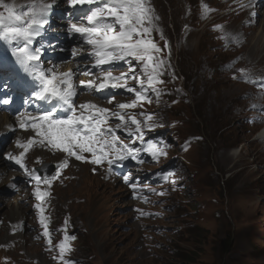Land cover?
Wrapping results in <instances>:
<instances>
[{
	"label": "rangeland",
	"instance_id": "1",
	"mask_svg": "<svg viewBox=\"0 0 264 264\" xmlns=\"http://www.w3.org/2000/svg\"><path fill=\"white\" fill-rule=\"evenodd\" d=\"M248 1L252 0H150L153 16L158 17L152 37L164 49L161 55L167 61L159 88L162 94L154 104L124 111L136 117L141 112L154 114L152 122L162 125L158 130L165 120L171 121L172 137L188 146L186 178L175 187L153 180L148 192L141 193L138 186L133 193L122 179L112 177L107 162L78 161L37 140L29 156L33 161L27 158L24 164L39 168L42 178L52 169L45 179L56 178L39 185L48 193L41 201L35 196V181L21 167L16 165L12 172L16 179L3 174L0 264H62L56 245L65 227L67 234L76 237L65 259L75 264H264V129L259 127L264 117L258 121L250 107L263 102V97L240 78L241 69L250 70L253 77L264 75V2L253 0L251 9L261 12L254 17L257 22L250 24ZM24 2L30 0H16L18 5ZM48 2L53 3L50 24L35 44L42 47V66H55L59 73L71 71L77 90L82 89L80 81L87 79L98 85L103 71L93 67L89 46H81L79 37L67 31V25L77 22L88 6L72 8L67 0ZM226 35L235 36L239 43L231 40L229 45ZM13 51L12 45L0 42V76L4 74L10 86L17 81L16 71L22 70L26 83L38 90ZM113 66L103 68L112 71ZM128 84L138 87L132 80ZM92 97L93 104L112 111L135 99L124 88L111 89L109 97L94 93ZM110 120L120 123L115 117ZM192 137L202 140L188 141ZM3 142L0 162L6 152L24 153L12 150L14 143ZM43 150L53 152L59 163L45 159ZM83 155L91 159V154ZM65 161L67 167L62 166ZM5 162L11 171L13 161ZM43 163L53 166L41 168ZM144 166L148 164L135 170L145 175L149 170ZM130 174L129 186L140 182ZM21 192L31 194L25 197ZM38 203L52 233L51 250L41 229ZM226 239L232 243L227 253L222 245Z\"/></svg>",
	"mask_w": 264,
	"mask_h": 264
},
{
	"label": "snow or ice",
	"instance_id": "2",
	"mask_svg": "<svg viewBox=\"0 0 264 264\" xmlns=\"http://www.w3.org/2000/svg\"><path fill=\"white\" fill-rule=\"evenodd\" d=\"M67 3L72 8L78 5L81 8L88 6L87 11L77 17V22L67 25V31L72 36L79 37L81 46H89V56L94 61L93 67L103 71L102 77H98L103 81L100 84L88 80L80 81V86L97 91L124 88L132 93L135 99L130 103L118 104L116 107L119 111H112L91 102L77 105L75 98L78 92L73 83V73L71 71L59 73L55 70V66L44 68L41 63L42 47H35L37 40L44 34L46 26L50 24L53 3H49L48 0H30L27 4L18 5L16 0H8V2L0 0V9H2L0 42L13 46V55L17 62L36 81L38 90L33 93L35 98L50 105L39 117H26L20 127H32L40 137V143L50 144L78 161L97 165L107 162L110 166L109 171L116 161L128 158L143 164L144 160L139 158L141 151L148 153L151 159L158 163L161 157L168 155L166 149L171 145L162 142L164 146L159 147L155 141H147L145 144L144 128L153 130L162 125L152 122L154 114L141 112L140 115L145 119L140 120L135 114L124 111L142 107L143 103H152L150 94H154L157 99L162 94L157 85L164 83L161 77L166 71L167 61L161 55L164 49L152 37L156 29L154 20L158 17L153 16L150 0H67ZM205 10H208L207 6ZM224 39L226 42L231 39L239 43L235 36L226 35ZM168 47L165 44V48ZM75 52L76 50L73 49V54ZM121 62L127 66V71H122L118 76L113 75L111 70L103 68L105 65H117ZM137 68L140 69L139 72ZM240 71V78L245 82L264 83V78L253 77L250 70ZM129 80L135 81L138 87L129 85ZM112 99L109 98V103H112ZM2 103L9 104L10 101L5 99ZM61 112L65 115H59ZM113 117L120 121L114 128L109 126V120ZM120 130L135 139L131 143H124L117 135ZM136 140H139L144 147H133ZM34 142L35 138H32L27 144L18 142V146L27 150ZM83 153L91 154V159ZM24 155L23 152L19 156L9 153L6 159L19 165L35 181L37 185L35 196L43 201L48 193L42 192L39 185L50 184L51 179L56 177L45 179L37 170L27 168L23 160ZM62 166L67 167V161ZM130 176L129 173L123 177L126 184L129 183ZM164 179L167 180L168 176ZM131 187L135 190L137 186L133 182ZM157 194L164 195L163 192ZM36 207L41 213L43 236L47 238L51 250L52 233L49 231L48 223L45 222L47 217L44 215V208L39 203ZM63 231L65 233L63 239L56 245L58 259L62 264H75V261L67 260L65 256L72 251L70 242L76 237L67 234L66 227Z\"/></svg>",
	"mask_w": 264,
	"mask_h": 264
},
{
	"label": "bare ground",
	"instance_id": "3",
	"mask_svg": "<svg viewBox=\"0 0 264 264\" xmlns=\"http://www.w3.org/2000/svg\"><path fill=\"white\" fill-rule=\"evenodd\" d=\"M254 1H256V2H260V1H262V2H264V0H254ZM253 0L252 1H248L249 2V6H248V11H251L252 13H251V15L249 16V18H248V21H249V23L250 24H253V20H255V18L254 17H256L257 18V16L259 17L260 16V9H258V10H254V9H251V5H252V2H254ZM28 2H24V3H21V4H27ZM20 4V5H21ZM256 21V20H255ZM254 21V22H255ZM257 22V21H256ZM258 26V23L256 24V27ZM232 34H234V33H232ZM237 34V33H236ZM223 42V41H222ZM227 43H229V45L230 44H232V41H231V39H229L228 41H227ZM242 43V42H241ZM165 58V57H164ZM178 58V57H177ZM253 59V58H252ZM255 77H259V78H264V75H261V76H258V75H255ZM183 82V81H182ZM249 85L250 86H253V87H255L256 88V90L258 91V92H260L261 93V95H262V97H263V102H261V103H256V104H252V106H250L251 108H252V111H254V112H256V116L257 117H259V120H261V118H263L264 117V83H261V82H255V83H249ZM259 97V96H258ZM1 102V101H0ZM250 102V101H249ZM246 111H248V110H246ZM245 111V112H246ZM3 115H6V114H1V116H3ZM5 119V117H1V122H0V133L3 131V129H4V126L7 124V123H5V121L6 120H4ZM39 145V144H38ZM51 146V145H50ZM40 148V147H39ZM43 148V147H42ZM37 149V148H36ZM43 154H44V157H45V159H48V158H53L55 161H56V155L53 153V152H49V151H44L43 152ZM37 156V155H36ZM43 157V156H42ZM40 158V157H39ZM2 159H4L3 157H2ZM39 160H41V159H39ZM59 163V162H58ZM6 168H7V165H6V163L4 162V161H1L0 162V180H3V176H2V174L5 172V170H6ZM14 171H16L17 170V166L16 165H14ZM13 171V172H14ZM11 177H15V176H13L12 175V172L9 174ZM16 178V177H15ZM12 180V179H11ZM2 183V181L0 182V184ZM19 183V182H18ZM19 184H21V183H19ZM59 188H62V186L61 187H59ZM15 189V188H14ZM13 189V190H14ZM16 190V189H15ZM42 191V190H41ZM15 192V191H14ZM21 195H23V196H25V197H29L30 196V194H31V192H21L20 193ZM55 195H56V193L53 195V198H54V200L56 199L55 198ZM30 200V199H29ZM52 205V204H51ZM23 208V207H22ZM20 210V209H19ZM22 210V209H21ZM15 213V212H14ZM41 229H44L43 228V226L41 227Z\"/></svg>",
	"mask_w": 264,
	"mask_h": 264
},
{
	"label": "clouds",
	"instance_id": "4",
	"mask_svg": "<svg viewBox=\"0 0 264 264\" xmlns=\"http://www.w3.org/2000/svg\"><path fill=\"white\" fill-rule=\"evenodd\" d=\"M192 138H198V137H192ZM192 138H189L188 141H192ZM187 147L188 146L186 143H183L182 141H178L177 146H176L177 153H173V151H171L168 158L165 159L160 166H168L171 163H175V164H177V170L179 169V172H178V173H180L179 176L182 177V179L186 178L187 172L183 169V167H184V162L188 159L187 158V155H188L187 151L188 150L186 149ZM184 149H186V150H184ZM172 154L173 155L177 154V159H175L176 156L174 157ZM154 169H158V167H155Z\"/></svg>",
	"mask_w": 264,
	"mask_h": 264
},
{
	"label": "trees",
	"instance_id": "5",
	"mask_svg": "<svg viewBox=\"0 0 264 264\" xmlns=\"http://www.w3.org/2000/svg\"><path fill=\"white\" fill-rule=\"evenodd\" d=\"M194 87V82H192L191 84ZM191 85H189L187 88L189 89L191 87ZM231 240L226 239L222 242L223 247L225 248V252H229L232 249V243L230 242Z\"/></svg>",
	"mask_w": 264,
	"mask_h": 264
}]
</instances>
